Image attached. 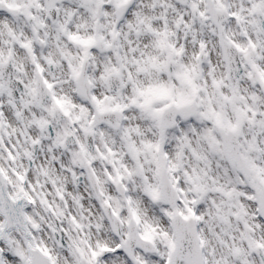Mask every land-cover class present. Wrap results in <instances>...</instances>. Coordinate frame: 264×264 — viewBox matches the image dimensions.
<instances>
[{
	"label": "clouds",
	"instance_id": "1",
	"mask_svg": "<svg viewBox=\"0 0 264 264\" xmlns=\"http://www.w3.org/2000/svg\"><path fill=\"white\" fill-rule=\"evenodd\" d=\"M0 264H264V0H0Z\"/></svg>",
	"mask_w": 264,
	"mask_h": 264
},
{
	"label": "snow or ice",
	"instance_id": "2",
	"mask_svg": "<svg viewBox=\"0 0 264 264\" xmlns=\"http://www.w3.org/2000/svg\"><path fill=\"white\" fill-rule=\"evenodd\" d=\"M193 131H195V129H193ZM101 251L103 253H105V255L103 257L105 260H107L110 257L111 252H112V250L111 249H108V248L102 249ZM96 255H97V253L93 252V256H96Z\"/></svg>",
	"mask_w": 264,
	"mask_h": 264
}]
</instances>
